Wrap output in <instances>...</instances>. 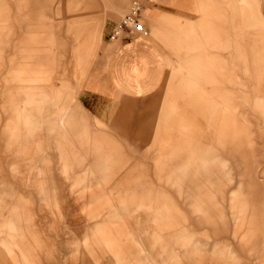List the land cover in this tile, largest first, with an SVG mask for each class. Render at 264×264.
<instances>
[{
    "label": "rangeland",
    "instance_id": "1",
    "mask_svg": "<svg viewBox=\"0 0 264 264\" xmlns=\"http://www.w3.org/2000/svg\"><path fill=\"white\" fill-rule=\"evenodd\" d=\"M154 2L142 11L149 34L130 40L177 18L155 43L162 80L139 96L119 92L130 90L100 58L132 0L92 43L89 71L108 94L73 60L87 58L89 27L58 32L88 4L81 15L105 18L115 0H0V264H205L207 249V264H264V0ZM206 93L223 100L227 128L222 110L190 123L183 96ZM67 107L69 134L51 119ZM187 113L189 148L176 154L170 127Z\"/></svg>",
    "mask_w": 264,
    "mask_h": 264
},
{
    "label": "crops",
    "instance_id": "2",
    "mask_svg": "<svg viewBox=\"0 0 264 264\" xmlns=\"http://www.w3.org/2000/svg\"><path fill=\"white\" fill-rule=\"evenodd\" d=\"M170 0H158L157 3H151L150 7H154L155 9H159L157 4H165L169 5ZM170 6V5H169ZM60 7L61 5H57L54 10H59L60 12ZM84 10L83 12H76L72 15L71 18L67 20H62V26L59 27V32L58 34L65 35L70 32H66V28H68V24H73L77 25L79 24V29L77 34L79 33H84L82 29H84L86 26L89 27V34H93L94 38L90 41L89 47H88V55L87 58H74V63L75 66L78 67H83V68H88V70H78V73L81 77V81L86 83L87 88H89L92 91L99 92V93H104L108 94L107 88L105 85H102V82H99L97 78H93L94 74L89 71V64L93 59L95 58L96 53L94 52V47L93 44L95 40L98 38H101L103 33V28L104 26L106 27L107 24L112 25L116 18L122 14V9L124 8V0H115V5L112 9V12L107 15L105 18L100 19L99 17L96 16H85L81 15L82 13H85L87 11H92L91 6L85 5L82 7ZM79 10V9H78ZM160 10V9H159ZM55 11V12H56ZM81 11V10H79ZM163 17V16H161ZM161 17H155L152 22H150V28L152 30V35L150 37H147V39H143L141 37H137V39L130 40L131 38H134L133 36L130 37H119L116 39H111L112 42L108 45V47L105 48V51H103L102 56L100 57L101 59H108L109 65L112 68V72L114 75H117L119 77V80L121 79L126 82L127 84V89L128 90H116L114 91L117 93L119 92H128L132 95H139L140 94H145L147 92H151L152 90L155 89V87L159 84V82L162 80L163 76V65H164V58L163 55L161 54L160 50H157L156 46V40L160 39V35L162 36L163 33V28L165 26V22L168 26H171L173 21L172 19L176 16V11L172 16L167 17L165 20L164 18ZM60 18V17H59ZM179 19V18H178ZM141 20L144 23V20ZM179 23V22H178ZM177 25V23H176ZM75 32H72V34ZM71 34V33H70ZM101 35V37H100ZM66 39V36H63V40ZM187 52V51H186ZM181 56L185 57L187 54H180ZM23 60V59H22ZM21 60V61H22ZM16 61V60H15ZM25 62L26 67L33 68V66H44L47 61L43 59L42 57L40 58H33V57H28L23 60ZM150 63V64H149ZM19 63L16 61V67L18 66ZM149 64V65H148ZM17 67V75L22 79L23 81L26 82L27 84V89L33 88L32 84L37 83L38 81L35 79H29L33 75V71L31 73V77H28L30 74L29 69H26L25 71H21V69H18ZM159 68V70H158ZM155 70V72L153 71ZM38 74V73H35ZM39 75V74H38ZM157 77H160L159 82L151 88V84L148 85V79H153ZM121 78V79H120ZM101 81V80H100ZM118 81V80H117ZM119 82V81H118ZM102 83V84H101ZM120 83V82H119ZM148 85V86H147ZM104 86V87H103ZM71 86L68 84L67 85V92L65 93L66 95L65 98H73L72 91H71ZM28 92L31 90H27ZM115 93V94H116ZM193 96H199L200 98H205L207 101L211 100L219 104L221 107L223 106V100L221 101H216L212 100L211 98L208 97V94H200V95H185L183 96L182 100L184 105L189 108L193 115L190 117V113H187L185 115H182L176 118L174 120V124L171 129V135L173 136L172 139L176 141V150L175 153H186L188 148H189V137L191 136L190 130L188 126L183 125L184 123L182 122L183 119L185 121L190 117V123H192V126L196 124V122H199L196 120L195 117L198 118V115L203 112L204 109L206 110L207 105H197L193 106ZM29 97V96H27ZM207 101L205 103H207ZM183 105V106H184ZM72 107V106H71ZM66 108V107H65ZM223 108V107H222ZM71 113V115H69ZM73 110L69 112V109L67 107L66 111H63L62 113H59L57 116H52V121L54 126L60 125L63 127L65 130H67V133L69 134V128L73 127L76 122L73 119ZM188 122H186L187 124ZM21 126V123L19 122V119L16 118L15 121L10 125L9 130L10 134L13 137V141L15 140V132L18 131L19 127ZM196 126V125H195ZM196 128V127H194ZM191 129V128H190ZM190 133V135L188 134ZM179 176V175H178ZM177 178V176L175 177ZM174 178V179H175ZM169 179H173L172 177ZM168 179V180H169ZM192 237L189 236V242H194V240H191ZM205 239H208V235L205 237ZM174 243H176V238L173 240ZM176 248V245H174ZM140 248H143V245L140 246ZM200 249V247H198ZM177 249V248H176ZM181 248L179 247V250ZM208 251V249H207ZM208 261H206L205 264H207Z\"/></svg>",
    "mask_w": 264,
    "mask_h": 264
},
{
    "label": "built area",
    "instance_id": "3",
    "mask_svg": "<svg viewBox=\"0 0 264 264\" xmlns=\"http://www.w3.org/2000/svg\"><path fill=\"white\" fill-rule=\"evenodd\" d=\"M143 7L144 0H132L130 12L120 21L111 39L134 35L147 36L149 31L141 20Z\"/></svg>",
    "mask_w": 264,
    "mask_h": 264
},
{
    "label": "bare ground",
    "instance_id": "4",
    "mask_svg": "<svg viewBox=\"0 0 264 264\" xmlns=\"http://www.w3.org/2000/svg\"><path fill=\"white\" fill-rule=\"evenodd\" d=\"M144 5H145V0H144ZM144 8V7H143ZM147 39V38H146ZM150 64V63H149ZM148 64V65H149ZM196 96V95H195ZM207 100L205 99V98H200L199 96H196V97H194L193 96V105H195V106H197V105H207V108H206V110L205 111H201V113H203V114H201V115H204L206 118L207 117H209V118H213V115L214 114H218L221 110H222V112H223V110H224V108L222 109V107L219 105V104H217L216 102H214V101H211V100H208L207 101V103H205ZM214 112V113H213ZM228 119H229V117H227V116H225V114H224V112H223V122H222V125H224L222 128H220V129H224V128H227V125H226V123H227V121H228ZM220 125V124H219ZM226 132H228V130L226 131ZM196 186H197V184H196ZM162 223H164V222H162ZM164 225V224H163ZM167 226V225H166ZM165 231V230H164ZM192 249V248H191ZM191 251H194L193 249L191 250ZM232 251H233V249H232ZM232 251H230L229 252V258H231V254H232ZM192 256V255H191ZM209 259H210V251H209V249H208V251H207V261H209Z\"/></svg>",
    "mask_w": 264,
    "mask_h": 264
}]
</instances>
